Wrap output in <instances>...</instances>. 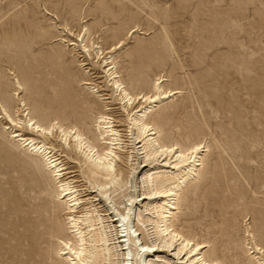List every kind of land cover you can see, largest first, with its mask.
Returning <instances> with one entry per match:
<instances>
[{
	"label": "rangeland",
	"instance_id": "rangeland-1",
	"mask_svg": "<svg viewBox=\"0 0 264 264\" xmlns=\"http://www.w3.org/2000/svg\"><path fill=\"white\" fill-rule=\"evenodd\" d=\"M86 28L89 45L117 48V70L132 92L150 91L159 75L168 78L167 88L183 91L157 108L173 105L163 119L152 116L166 142L203 141L209 149L204 174L181 201L180 214L191 217L176 223L217 245L223 264H252L247 245H255L253 236L264 246V0H0V102L13 113L18 92L42 124L58 120L91 138L98 133L96 117L106 110L123 135L128 170L134 161L125 158L132 147L126 112L103 60L82 52L77 35ZM94 86L110 97L109 105L90 93ZM5 125L0 118V264H38L42 257L48 263L56 257V226L64 224L65 211L56 208V185L45 162ZM56 147L76 180L89 186L74 151ZM143 188L138 184L136 194ZM91 189L84 195L105 214ZM138 198L137 211L146 217L156 198ZM136 220L140 239L151 240ZM219 230L228 235L234 256L222 250ZM161 253L160 261L173 257V251Z\"/></svg>",
	"mask_w": 264,
	"mask_h": 264
},
{
	"label": "bare ground",
	"instance_id": "bare-ground-1",
	"mask_svg": "<svg viewBox=\"0 0 264 264\" xmlns=\"http://www.w3.org/2000/svg\"><path fill=\"white\" fill-rule=\"evenodd\" d=\"M87 31L86 28L85 32L77 35L82 42V52L89 56L95 54L105 64L107 82L113 86L128 120L132 147L127 148L128 157L125 158L126 161L134 163L130 164L128 170L125 168L127 165L124 167L123 135L106 110L96 117L95 127L98 133L95 138H91L79 127L64 126L58 120L51 121L48 125L42 124L31 115L26 101L18 92L15 95L18 106L13 113L4 102H0V118L6 121L4 127L11 129V137L22 147L45 162L49 177L56 185V208L65 211L64 224L56 226V257H49L51 261L48 263L42 257L38 264H223L222 256L217 253V245H211L209 240L196 238L189 230L186 231L176 223L179 218L186 222L191 217L189 213L180 214L181 201L186 188L204 174L202 171L209 149L203 141L188 145L166 142L152 116L160 113L163 119L166 109L173 105L164 106L161 112L157 108L183 91L167 88L168 78L159 75L152 83L150 91L132 92L117 70L118 65L112 54L117 48L112 50L110 47V50L105 51L101 45H89ZM19 80L16 78L17 88L24 90ZM82 84L91 83L85 81ZM88 89L104 106L109 105L110 97H104L95 86ZM24 130L27 132L24 133ZM54 140L58 148L74 151V158L77 159L81 171L86 174L89 186L80 184L79 179L76 180L75 171L64 162L62 153H58L59 150L53 143ZM137 143L139 146H136ZM141 156L143 165L137 167L135 161ZM155 162H163L164 165L155 166ZM145 167L147 169L138 171ZM138 184L145 189L139 195L136 194ZM87 189L98 192L93 199L97 198L95 201L106 207L103 210L105 214L101 213L102 210H99L92 198H86L84 193ZM141 195L156 198L150 203L147 202L146 210L149 215L146 217L137 211V202L141 201L138 197ZM185 197L188 198V195ZM135 219L146 225L148 234L153 236L151 240L140 239L142 234L138 233L137 228L134 229ZM114 222L115 225L112 226ZM131 222L134 223L132 226ZM48 225L53 223L50 221ZM64 231L67 234H63ZM218 233L222 250L230 254L229 256H234L228 235L222 230ZM251 240L255 245L250 246L249 243L247 248L252 255V264H264V246L256 242L255 236ZM166 250L168 253L173 251V257L158 260L160 253H165ZM175 257L180 260L173 261Z\"/></svg>",
	"mask_w": 264,
	"mask_h": 264
}]
</instances>
